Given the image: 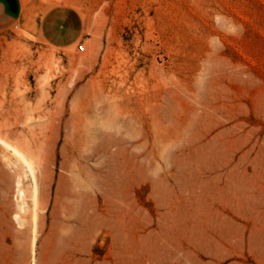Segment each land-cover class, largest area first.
Listing matches in <instances>:
<instances>
[{"label":"rangeland","instance_id":"1","mask_svg":"<svg viewBox=\"0 0 264 264\" xmlns=\"http://www.w3.org/2000/svg\"><path fill=\"white\" fill-rule=\"evenodd\" d=\"M24 2L0 137L38 194L0 143V264H264V0Z\"/></svg>","mask_w":264,"mask_h":264},{"label":"crops","instance_id":"2","mask_svg":"<svg viewBox=\"0 0 264 264\" xmlns=\"http://www.w3.org/2000/svg\"><path fill=\"white\" fill-rule=\"evenodd\" d=\"M26 8L24 0H0V30L14 27L24 20ZM49 16L47 14L43 21V32L49 41L58 44L62 39L60 28L64 27L59 24L58 19L64 18V15L57 17L58 19Z\"/></svg>","mask_w":264,"mask_h":264},{"label":"bare ground","instance_id":"3","mask_svg":"<svg viewBox=\"0 0 264 264\" xmlns=\"http://www.w3.org/2000/svg\"><path fill=\"white\" fill-rule=\"evenodd\" d=\"M0 143L3 144V146L6 148V150L10 151L12 153V155L15 157V161L12 165V168H14V172L17 173L16 171L19 169V167L25 165L28 168V171L30 172V174L32 175L33 178V202L34 204H36V200H37V194H38V184H37V180H36V175H35V169H34V162L32 160V158L30 159L25 153L24 151H22L20 148L11 145L10 143H8L6 140H4L3 138L0 137ZM40 149V148H39ZM32 157V156H31ZM11 165V164H9ZM22 175L18 172L17 174V180H16V199L18 201H21V205L19 206L20 209L22 210V204H24V200L22 198V188H21V182H22ZM19 213L15 214V218L17 220V222L19 224H21V218H20V214Z\"/></svg>","mask_w":264,"mask_h":264},{"label":"built area","instance_id":"4","mask_svg":"<svg viewBox=\"0 0 264 264\" xmlns=\"http://www.w3.org/2000/svg\"><path fill=\"white\" fill-rule=\"evenodd\" d=\"M14 27L17 29V28L19 27V25L16 24ZM79 50H80V51H84V50H85V44H80V45H79Z\"/></svg>","mask_w":264,"mask_h":264}]
</instances>
